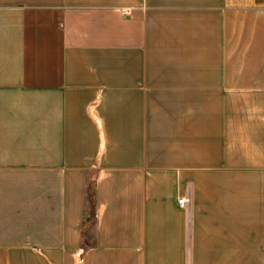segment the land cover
I'll return each instance as SVG.
<instances>
[{"label":"crops","instance_id":"1","mask_svg":"<svg viewBox=\"0 0 264 264\" xmlns=\"http://www.w3.org/2000/svg\"><path fill=\"white\" fill-rule=\"evenodd\" d=\"M0 264H264V0H0Z\"/></svg>","mask_w":264,"mask_h":264},{"label":"trees","instance_id":"2","mask_svg":"<svg viewBox=\"0 0 264 264\" xmlns=\"http://www.w3.org/2000/svg\"><path fill=\"white\" fill-rule=\"evenodd\" d=\"M85 198L87 204V214L82 221L81 240L84 249L88 248V243L94 244V238L89 232L95 225V197H94V179L91 177L85 188ZM91 241V242H90Z\"/></svg>","mask_w":264,"mask_h":264},{"label":"built area","instance_id":"3","mask_svg":"<svg viewBox=\"0 0 264 264\" xmlns=\"http://www.w3.org/2000/svg\"><path fill=\"white\" fill-rule=\"evenodd\" d=\"M189 201V198L187 196H181L178 198V204L183 207L185 206Z\"/></svg>","mask_w":264,"mask_h":264},{"label":"rangeland","instance_id":"4","mask_svg":"<svg viewBox=\"0 0 264 264\" xmlns=\"http://www.w3.org/2000/svg\"><path fill=\"white\" fill-rule=\"evenodd\" d=\"M181 196H187L188 198H189V201H188V203L186 204V208H188L189 209V206H190V203H191V197H190V193L188 192V193H184V195H181ZM181 196H179V197H181ZM89 232H91V229H90V231Z\"/></svg>","mask_w":264,"mask_h":264}]
</instances>
